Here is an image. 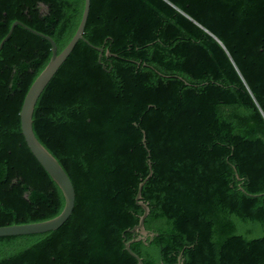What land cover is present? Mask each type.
<instances>
[{"label": "trees", "instance_id": "obj_1", "mask_svg": "<svg viewBox=\"0 0 264 264\" xmlns=\"http://www.w3.org/2000/svg\"><path fill=\"white\" fill-rule=\"evenodd\" d=\"M84 0H0L60 53ZM83 37L32 128L75 190L56 230L0 237V264H264V0H91ZM102 47L99 51L94 47ZM106 52L111 53L107 55ZM50 43L16 26L0 50V226L61 213L20 127ZM152 234V236H150Z\"/></svg>", "mask_w": 264, "mask_h": 264}, {"label": "water", "instance_id": "obj_2", "mask_svg": "<svg viewBox=\"0 0 264 264\" xmlns=\"http://www.w3.org/2000/svg\"><path fill=\"white\" fill-rule=\"evenodd\" d=\"M90 2L91 0H84L83 11L77 29L74 35L72 36L71 40L68 42V44L64 47V49L60 53H57L56 43L50 36L30 28L20 21H14L12 23L7 34L0 42V50H1L3 44L11 36L13 29L16 26H22L24 29L28 30L32 34L47 40L51 45L52 53L49 62L42 70V72L34 80V82L30 86L24 97L20 110V127H21V133L32 155L35 157L38 163L43 167V169L48 173V175L52 178V180L58 185L64 197L63 210L57 216L41 222L0 226V237L38 234V233H44V232L56 230L64 224V222L70 217V215L73 212L75 205L74 186L69 176L58 162V160L38 141V139L34 135L32 128V115L38 97L40 96L46 85L49 83L51 78L54 76V74L57 72L58 68L62 65V63L72 52L76 43L79 40H83L86 43L90 44L83 37L85 24L87 22L89 10H90ZM94 48L99 51V58H100L103 52V48L102 47H94ZM106 54L111 55V53L109 52H106ZM150 175L151 172L140 183L138 192L136 194V203L140 207H142L144 212L140 216L138 224L134 226L130 230V232L133 234L138 233V236L137 237L135 236L130 241L124 240L125 249L131 256H133L137 260V264H143L142 259L130 249V245L131 243H134L136 241L144 240V236H146L148 233V231H146L144 227V220L148 215L149 209L147 204L142 201L141 188L145 180ZM150 236H152V234H150Z\"/></svg>", "mask_w": 264, "mask_h": 264}]
</instances>
